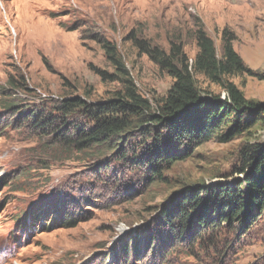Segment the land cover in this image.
<instances>
[{
  "label": "rangeland",
  "instance_id": "rangeland-1",
  "mask_svg": "<svg viewBox=\"0 0 264 264\" xmlns=\"http://www.w3.org/2000/svg\"><path fill=\"white\" fill-rule=\"evenodd\" d=\"M8 26L14 27L15 37ZM99 26L103 38L118 46L138 89L150 100L152 95L165 94L172 79L146 55L123 43L132 29L163 48L178 33L189 58L197 50L194 30L198 27L212 38L218 54L223 33H229L234 37V50L255 73L232 79L247 99L264 103V0H0V85L19 69L28 78L29 88H36V94L17 93L27 105L37 106L48 96L79 95L83 88L91 89L92 100L105 97L118 85L104 83L94 70L112 71L97 36H91L99 32ZM209 88L224 98V91L215 85ZM4 121L6 113L0 108V264H121L117 241L126 243L138 229L140 251L131 264L205 263L185 250L165 260L152 253L144 255L152 233L147 227L155 224L150 209L178 195L183 184L201 187L224 182L232 186L242 175L233 174L230 168L223 172L222 167L236 162L233 152L240 139L208 141L190 158L167 169V185L141 192L140 176L123 164L101 171L96 166L103 167V161L88 168L69 159L52 163L48 170L35 167L40 147L36 138L24 129L4 130ZM255 135L251 141L260 138L263 144L264 131ZM20 168L24 173L19 176ZM26 173L29 179H23ZM17 176L20 179L14 185L7 182ZM69 221L73 225L66 224ZM148 256L150 260L141 263ZM220 264H264V247L251 245Z\"/></svg>",
  "mask_w": 264,
  "mask_h": 264
},
{
  "label": "trees",
  "instance_id": "trees-1",
  "mask_svg": "<svg viewBox=\"0 0 264 264\" xmlns=\"http://www.w3.org/2000/svg\"><path fill=\"white\" fill-rule=\"evenodd\" d=\"M99 28L102 31L91 36H97L112 71L94 70L104 83L114 82L118 87L98 100L91 99V89L83 88L79 95L48 96L37 106L27 105L17 93L36 94V89H30L28 78L14 69L0 85V108L7 119L1 128L24 129L36 138L40 147L35 167L48 170L52 163L63 164L69 159L88 168L103 161V167L96 166L101 171L123 164L140 176L137 184L141 192L167 185V169L190 158L208 141L227 143L238 138L241 142L233 152L236 162L221 167L223 172L231 169L242 178L232 186L224 182L201 187L183 184L178 195L151 208L155 224L147 227L152 233L144 255L152 253V257L165 260L173 252L185 250L194 260L205 261L203 264H220L251 245L264 247V143L260 138L251 141L257 131H264V103L247 99L232 79L255 75L234 50V37L223 33L218 54L212 38L198 27L194 30L197 50L189 58L178 33L163 48L132 29L123 43L146 55L172 79L165 94L152 95L150 100L138 89L118 46L103 38L104 30ZM203 81L210 85L202 87ZM211 85L224 91L223 99ZM23 173L20 168L19 176ZM19 176L7 182L14 185ZM130 178L124 182L128 184ZM67 224L73 225V221ZM257 231V236L246 239ZM138 235L139 229L126 243H119L121 253L116 256L121 264H131L138 256ZM148 260L149 256L141 263Z\"/></svg>",
  "mask_w": 264,
  "mask_h": 264
}]
</instances>
